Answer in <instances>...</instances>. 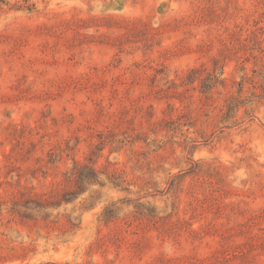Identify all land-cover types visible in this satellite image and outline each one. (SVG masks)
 <instances>
[{"label": "rangeland", "instance_id": "rangeland-1", "mask_svg": "<svg viewBox=\"0 0 264 264\" xmlns=\"http://www.w3.org/2000/svg\"><path fill=\"white\" fill-rule=\"evenodd\" d=\"M0 264H264V0H0Z\"/></svg>", "mask_w": 264, "mask_h": 264}]
</instances>
